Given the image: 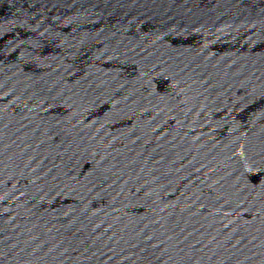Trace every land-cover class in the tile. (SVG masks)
<instances>
[{"label": "water", "instance_id": "water-1", "mask_svg": "<svg viewBox=\"0 0 264 264\" xmlns=\"http://www.w3.org/2000/svg\"><path fill=\"white\" fill-rule=\"evenodd\" d=\"M0 264H264V0H0Z\"/></svg>", "mask_w": 264, "mask_h": 264}]
</instances>
